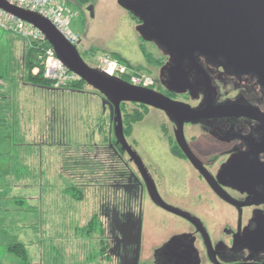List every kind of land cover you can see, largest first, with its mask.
Returning <instances> with one entry per match:
<instances>
[{
  "label": "flooded vegetation",
  "instance_id": "1",
  "mask_svg": "<svg viewBox=\"0 0 264 264\" xmlns=\"http://www.w3.org/2000/svg\"><path fill=\"white\" fill-rule=\"evenodd\" d=\"M85 7L94 16L93 3ZM148 42L158 50L150 61L157 72L141 87L202 116L185 121L146 104L121 101L120 108L130 104L131 111H159V133L146 134L134 128L136 122L127 127L122 121L126 145L139 159L115 134L114 107L111 112L108 98L91 86L88 93L98 98L108 118L95 121L92 136L97 139L90 146L83 143L74 156L65 141L67 123L54 117L48 127L47 141L59 144L60 155L68 154L63 169L81 179V201L86 188L94 195L81 235L98 241L96 264H264V244L252 240L256 218L264 214V183L239 184L224 169L235 156L242 165L264 163V86L255 72L241 71L222 56L195 52L180 58ZM144 174L168 207L151 197Z\"/></svg>",
  "mask_w": 264,
  "mask_h": 264
},
{
  "label": "rangeland",
  "instance_id": "2",
  "mask_svg": "<svg viewBox=\"0 0 264 264\" xmlns=\"http://www.w3.org/2000/svg\"><path fill=\"white\" fill-rule=\"evenodd\" d=\"M92 3V17L85 6L82 9L76 4L72 5L75 14L71 27L81 37L77 49L83 60L97 67L98 56L117 52L134 67L140 66L138 73L152 80L157 68L150 61L154 62L158 50L154 43L139 36L135 29L137 19L117 0H95ZM22 45L23 42L14 32L0 29V92L9 90L12 94L15 90L17 101L15 107L11 99L7 107H0V118H3L0 119V264L22 263L19 257L7 251V246L14 242L26 245L27 264H96L98 241L94 235L93 238L81 235L84 216L95 203L94 195L86 188L81 201L77 198V189L64 191L65 186L74 180L73 176L58 174V164L69 157L59 159V144H41L38 141L48 110L53 112L56 120L60 118L67 123L65 141L72 151H80L83 143L90 146L97 139L92 136V126L95 121L106 120L108 116L101 112L98 98L88 93L93 91L88 84H84L83 92L53 91L30 84L22 86L15 62V58L21 54ZM141 47L150 55V60L146 61ZM132 108L127 104V108L121 112L126 126L125 114L130 113ZM12 112L17 117L15 121L11 119L14 118ZM158 112L150 109L142 120L134 124V128L146 134L159 133ZM30 147L35 148V153L41 148L42 168L48 170L49 176L41 178L34 171L38 170L37 167L26 166L28 158L32 156ZM138 149L144 152L141 145ZM19 180L22 181L21 186ZM39 194L40 198H31ZM165 195L171 199L168 194Z\"/></svg>",
  "mask_w": 264,
  "mask_h": 264
},
{
  "label": "water",
  "instance_id": "3",
  "mask_svg": "<svg viewBox=\"0 0 264 264\" xmlns=\"http://www.w3.org/2000/svg\"><path fill=\"white\" fill-rule=\"evenodd\" d=\"M117 3L140 21L135 29L143 40L154 41L180 58L195 52L222 56L241 71L255 72L264 86V0H117ZM0 8L38 28L63 64L108 98L110 111L114 107L116 112L115 134L123 144L126 145V140L120 112L121 101L146 104L164 110L172 117L181 116L185 121L202 116L200 111L186 104L172 101L152 89L130 84L88 65L77 47L68 42L45 17L12 6L5 0H0ZM180 132L182 135V129ZM260 146L264 151V137ZM126 149L133 156L128 145ZM134 158L139 159L136 155ZM193 164L199 168L195 162ZM226 168L239 184L241 181L247 184L264 183V163L242 165L235 156L228 160L224 166ZM144 178L151 197L158 204L168 207L152 182L149 184L145 174ZM261 199L264 201V194ZM256 223L252 240L264 244V214L257 216Z\"/></svg>",
  "mask_w": 264,
  "mask_h": 264
},
{
  "label": "built area",
  "instance_id": "4",
  "mask_svg": "<svg viewBox=\"0 0 264 264\" xmlns=\"http://www.w3.org/2000/svg\"><path fill=\"white\" fill-rule=\"evenodd\" d=\"M8 4L17 8L35 12L48 19L54 27L71 44L77 46L80 42V35L71 27V20L75 14L72 5L76 1H94V0H5ZM0 29L12 31L24 39L46 40L44 34L29 22L13 15L10 12L0 8ZM41 61L43 76L48 79L53 87H68L81 78L78 74L68 69L58 58L55 50L50 45L45 47L39 55ZM97 69L107 75L124 78L125 81L133 85L148 86L151 83L144 75L138 73L119 62L110 54L104 53L98 56ZM37 68L33 69L36 72Z\"/></svg>",
  "mask_w": 264,
  "mask_h": 264
},
{
  "label": "trees",
  "instance_id": "5",
  "mask_svg": "<svg viewBox=\"0 0 264 264\" xmlns=\"http://www.w3.org/2000/svg\"><path fill=\"white\" fill-rule=\"evenodd\" d=\"M94 1H88V2L87 1H76L74 2V4L84 9V6ZM133 18L135 17L133 16ZM16 36L19 37L21 41L23 42V45L21 46L22 47L21 54L20 56L18 55L15 58V62L17 63V66H18L17 68L19 70L18 78L26 84H30L33 86H38V87L46 88V89H56L55 87L52 86L51 82L43 76V69H42L41 61L39 59V55L42 53L43 49L45 47L50 46L47 40L40 41V40H33V39H24L18 35ZM141 49L146 58V61L150 60V55L146 53L143 47H141ZM109 54L111 55V57L116 58L118 61L125 64L126 66L133 68V69L135 68L136 71L141 69L140 66L134 67L128 60H125L117 52H110ZM35 68H37V71L33 72V69ZM84 84H86V82L80 79L79 81L74 82L68 87H64V88L71 89V90H80L83 88ZM124 108L125 107L123 106H121L120 108L122 113L125 110ZM145 113H146L145 110L140 111L139 109L135 111H131L130 113L125 114L124 121H127V124L131 126L132 123L142 120ZM75 189L78 190L79 194H82V190L79 187H76ZM77 198H81V196L79 195ZM7 251L19 257L22 260V263L20 264L28 263L27 249L24 243L22 242L10 243L7 246ZM11 264H14V263H11Z\"/></svg>",
  "mask_w": 264,
  "mask_h": 264
},
{
  "label": "crops",
  "instance_id": "6",
  "mask_svg": "<svg viewBox=\"0 0 264 264\" xmlns=\"http://www.w3.org/2000/svg\"><path fill=\"white\" fill-rule=\"evenodd\" d=\"M19 81H20V83L22 84V86H24L26 83H24V82H22L20 79H18ZM1 83H4V82H1ZM41 88V87H40ZM42 89H46V88H42ZM48 90V89H47ZM52 90V89H51ZM15 97H16V91L14 90V91H12V94H10V92H9V90H6V91H1L0 92V98H5V99H0V107H7L8 105H9V100L11 99V101H12V106L13 107H15L16 105H17V101L15 100ZM13 98V99H12ZM12 115L14 116L15 115V112H12ZM1 120L3 119V118H0ZM11 119L13 120V121H15L16 119H17V117H15L14 116V118L13 117H11ZM53 120H54V114H53V112L52 113H50V111L48 110V112H46V117H45V121H44V126H43V128L45 127V131H44V133H42L39 137V141H38V143H41V144H46V143H50V142H48L47 141V136H49V132H48V127H49V123L51 124L52 122H53ZM46 139V140H45ZM33 144V143H32ZM59 149H60V147H58ZM35 148L34 147H30L29 148V151H30V153H31V157L30 158H28V163H27V165L26 164H24V165H26L27 167H31V168H38V170H34L35 171V173L37 172V174L38 175H40V177L42 178L44 175H47V176H49V174H48V170H46V169H43L42 168V165H43V160H42V158H43V155H42V150H41V148H39V150L35 153V151H33ZM72 151V150H71ZM79 149H77L76 151H72V155H76V154H79ZM59 153V152H58ZM19 155H20V153H19ZM20 157V159L22 160L23 159V157L21 158V156H19ZM64 157H68V154L67 155H60L59 156V159H64ZM77 158V157H76ZM47 160H48V158H46V162H47ZM64 162H59V164H58V170H59V173L58 174H67L68 176H72V174L70 173V171L68 170V168H66L65 170L63 169V167H62V164H63ZM24 167V166H23ZM79 172V171H78ZM73 173H76V171L75 172H73ZM79 174L80 175H83V174H81L80 172H79ZM74 177V176H73ZM82 177V176H81ZM21 179H22V177H21ZM69 180H70V178H69ZM74 180V181H73ZM72 181L73 182H70V184L69 185H66L65 186V188H64V191H68V188L70 189V188H76V187H80L79 185H80V183H81V179H79V178H74V179H72ZM17 182H18V180H17ZM22 182V181H21ZM21 182H20V180H19V186H21ZM42 184V182L40 183V185ZM65 185V184H64ZM74 188V189H75ZM40 192L42 193V190L40 189ZM39 192V193H40ZM19 194H20V188H19ZM80 196H81V198H78V199H82V194H79ZM20 197H22L21 196V194H20ZM31 198H33V199H36V198H40V194L39 195H34V196H31ZM81 202V201H80ZM34 207L36 208V209H38V207H37V205H34ZM26 246V245H25Z\"/></svg>",
  "mask_w": 264,
  "mask_h": 264
}]
</instances>
